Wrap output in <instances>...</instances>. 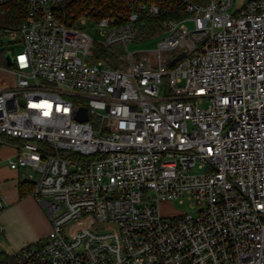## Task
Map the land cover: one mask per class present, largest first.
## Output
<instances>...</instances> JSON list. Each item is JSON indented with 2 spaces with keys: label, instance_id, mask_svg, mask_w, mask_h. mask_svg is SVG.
<instances>
[{
  "label": "built area",
  "instance_id": "built-area-1",
  "mask_svg": "<svg viewBox=\"0 0 264 264\" xmlns=\"http://www.w3.org/2000/svg\"><path fill=\"white\" fill-rule=\"evenodd\" d=\"M65 1L27 0L5 30L22 50L0 64V149L39 173L26 181L51 231L0 264H264V0L188 3L136 50L157 6L70 25ZM88 22L121 69L95 57ZM186 197L196 215H163Z\"/></svg>",
  "mask_w": 264,
  "mask_h": 264
},
{
  "label": "trees",
  "instance_id": "trees-1",
  "mask_svg": "<svg viewBox=\"0 0 264 264\" xmlns=\"http://www.w3.org/2000/svg\"><path fill=\"white\" fill-rule=\"evenodd\" d=\"M207 0H67L62 4V19L70 25L85 15L96 21L114 15L123 19L136 11L141 4L155 5L160 9L159 15H149L142 12L136 24L137 33L135 39L143 41L152 39L161 31L162 23L166 20L180 19L186 15L188 3L205 4ZM28 12L27 0H9L0 5V29H16L26 18ZM3 50L0 64H4L5 53ZM9 51H11L9 49ZM123 48H106L101 42L95 41L94 55L97 59H110L109 64L114 69H121L123 62L119 59L123 54ZM22 196L31 193L33 184L23 183L21 188Z\"/></svg>",
  "mask_w": 264,
  "mask_h": 264
},
{
  "label": "crops",
  "instance_id": "crops-1",
  "mask_svg": "<svg viewBox=\"0 0 264 264\" xmlns=\"http://www.w3.org/2000/svg\"><path fill=\"white\" fill-rule=\"evenodd\" d=\"M10 148L0 149V196L5 207L0 212V260L3 256L22 250L44 240L51 231V222L45 210L28 193L21 194L27 183L29 168L12 170L8 164Z\"/></svg>",
  "mask_w": 264,
  "mask_h": 264
},
{
  "label": "rangeland",
  "instance_id": "rangeland-1",
  "mask_svg": "<svg viewBox=\"0 0 264 264\" xmlns=\"http://www.w3.org/2000/svg\"><path fill=\"white\" fill-rule=\"evenodd\" d=\"M243 1L244 0H236L235 5L232 8V11H234L236 7L242 6V4L244 3ZM186 26L192 29V23L187 22ZM81 27L85 28L90 33V35L95 39V41L102 42L105 39L103 34V29L102 27L99 26L98 23L88 22L87 24H83ZM160 40L161 37H154L152 39H146L143 41H137L135 39L132 43H130V49L136 50V49H144V48H154L157 46ZM5 49L7 50L10 49L14 54H16L22 50V47L20 45L12 44L10 37L5 34L3 29H0V61L2 58L3 50ZM14 152L15 150L13 148L12 149L10 148V151L8 152L9 156H11ZM28 174L33 175L34 180L32 181H36L37 179H39V173L34 172L31 168H29ZM197 211H198V206L191 199L187 197L184 198L183 203H180L179 201H174L172 203L165 204L164 206H162L163 215H167V216H175L182 213L196 215Z\"/></svg>",
  "mask_w": 264,
  "mask_h": 264
},
{
  "label": "water",
  "instance_id": "water-1",
  "mask_svg": "<svg viewBox=\"0 0 264 264\" xmlns=\"http://www.w3.org/2000/svg\"><path fill=\"white\" fill-rule=\"evenodd\" d=\"M181 57H183V54L180 55L175 61H173V62L171 63V66H174V64H175V63H176ZM7 58H8V60H9V63L12 64V63H13V58H12V55H11L10 53L7 55ZM88 117H89V115H88V110H87L86 108H80L79 111L77 112L76 119H77L78 121L85 122V121L88 120Z\"/></svg>",
  "mask_w": 264,
  "mask_h": 264
}]
</instances>
